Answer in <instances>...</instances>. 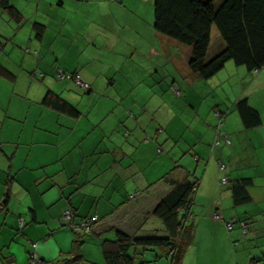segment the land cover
Returning a JSON list of instances; mask_svg holds the SVG:
<instances>
[{
	"label": "crops",
	"instance_id": "crops-1",
	"mask_svg": "<svg viewBox=\"0 0 264 264\" xmlns=\"http://www.w3.org/2000/svg\"><path fill=\"white\" fill-rule=\"evenodd\" d=\"M112 2L10 0L24 17L18 24L0 9V65L15 75L0 74V264H25L34 241L43 260L72 264L65 259L77 239L83 258L74 264H103L102 242L116 230L168 235L153 210L185 180L198 183V244L183 264L192 248V264H264V68L229 61L205 80L189 66L192 47L158 32L155 18L109 23L103 7ZM132 3L144 10L151 0ZM86 17L94 27L78 22ZM36 23L44 25L40 36ZM214 28L207 60L226 46ZM57 69L79 72L91 88L59 80ZM235 78L250 81L239 94L225 87ZM48 91L81 115L44 104ZM241 98L260 112L261 126L244 128ZM244 177L253 179V200L235 206L229 185ZM67 208L77 220L100 221L78 236L63 224ZM231 218L249 224V244L234 243L245 237L238 226L228 231Z\"/></svg>",
	"mask_w": 264,
	"mask_h": 264
},
{
	"label": "trees",
	"instance_id": "trees-1",
	"mask_svg": "<svg viewBox=\"0 0 264 264\" xmlns=\"http://www.w3.org/2000/svg\"><path fill=\"white\" fill-rule=\"evenodd\" d=\"M0 9L17 23L23 22L22 13L10 3V0H0ZM154 10V27L158 32L192 47L189 66L201 78L211 79L224 69L229 61H233L238 66H245L250 72H258L264 68V0H155ZM35 26L40 36L44 25L36 23ZM213 27L218 28L226 46L211 60H207ZM73 73H77V71ZM0 74L8 78L15 76L2 65H0ZM42 75L44 76V74ZM90 88L82 89L88 91ZM44 104L73 117L81 115L76 105L52 91L47 92ZM236 111L245 129H253L262 125L260 112L249 103L247 98H241L236 102ZM215 143L219 144L218 139ZM219 166L223 169L222 167L225 168L226 164L221 162ZM224 178H222V183ZM252 185L251 177L231 181L229 189L235 206L252 202L253 198L250 193ZM197 186V181L174 182L172 190L154 208L153 214L165 224L168 235L131 236L122 230H116L115 239H107L102 242L103 264H137L136 257L131 254L133 248H142L144 251L158 249L163 256L171 260L170 264H182L186 249L195 242V224H186L189 226L188 228L184 224L192 213ZM10 194L9 187L5 193V202ZM137 194L138 192H135L133 197ZM70 209L73 213V220L71 222L64 221L62 215V221L78 236L92 231L100 221L98 214L77 220L75 210ZM215 218H221V215L216 213ZM230 221H233L232 228L228 227ZM84 223L89 224L88 229H75ZM20 224L23 228L24 221H21ZM248 225L246 220L236 218H231L226 222L228 231H234L238 226L244 237L249 232ZM185 235H187V242L184 241ZM243 239H236L234 243L239 244ZM82 243L83 241L80 239L75 240L70 253L72 256L70 259H65L66 263L74 264L83 258ZM35 245L38 246V243L32 242L33 249L29 252L25 264H28L32 260L34 252H37ZM38 257L40 264H60L62 262V260L47 262L39 254ZM261 257L263 259L264 256ZM4 259L7 260L8 257L5 256ZM259 260L261 259H256L257 262Z\"/></svg>",
	"mask_w": 264,
	"mask_h": 264
},
{
	"label": "rangeland",
	"instance_id": "rangeland-1",
	"mask_svg": "<svg viewBox=\"0 0 264 264\" xmlns=\"http://www.w3.org/2000/svg\"><path fill=\"white\" fill-rule=\"evenodd\" d=\"M114 1L115 2H112L111 4L103 7L105 12L107 13L108 21L111 24H115L117 22L135 23V21H137V19H139V17H141L140 21H143V23H146V21H149V18H155V13H154L155 12V10H154L155 1L154 0H151V5L150 6L148 5V7L146 5H144V10H139L138 5L136 3H132V0H125V3H123L122 0H114ZM12 21L16 22L14 20H12ZM78 22H80L82 25H85L86 27H90V26L94 27L95 24L97 23L95 18H90V17L80 18V19H78ZM93 23H95V24H93ZM214 29H215V31L217 29V31L219 32L217 27H215ZM215 31H214V33H215ZM219 37H221L220 34H219ZM73 54H74V52H72L71 55H69L68 57H72ZM143 61L145 62L146 58H143ZM242 67H245V66H242ZM245 68H243V69H245ZM254 75H256V74H253V76ZM229 83L225 84L226 88L228 86V91H230V85H232V92L239 94V93H241L243 86L247 85V84L249 85L250 81H246L243 85L241 83V79L235 78L234 82L231 80V82H229ZM194 205H195V201H193L192 209H191L192 213L190 214L189 219L185 222V224H184L185 226H186V224H193V225L195 224L194 219L197 216V213H196V209L193 210ZM195 207L197 208L198 206H195ZM186 227L188 228L189 226H186ZM184 241L185 242L188 241L187 235L184 236ZM244 242L249 244L250 241L246 242V237H245L241 243H244ZM196 243L198 244V242H196ZM196 243L190 244V246L186 249L185 254L188 252V250L191 246L196 248V245H197ZM194 250L195 249L192 248L189 251L187 262L184 264H192L193 263V261L195 259ZM131 254L136 257V263L137 264H170V261H171L166 256H163L162 253L160 252V250H158V249H149V250L144 251L142 248H133L131 250ZM185 254H184V256H185ZM262 255H263V253L260 252L259 256H262ZM184 256H183V258H184ZM255 256H258V255L255 254ZM182 264H183V259H182Z\"/></svg>",
	"mask_w": 264,
	"mask_h": 264
},
{
	"label": "built area",
	"instance_id": "built-area-1",
	"mask_svg": "<svg viewBox=\"0 0 264 264\" xmlns=\"http://www.w3.org/2000/svg\"><path fill=\"white\" fill-rule=\"evenodd\" d=\"M56 77L58 79H60V80H65V79L74 80L76 82V84L78 86H80L81 88H83V89L90 88V85L88 83H86L82 79L80 73H78V72L77 73H66L62 69H57V71H56ZM174 90L176 91L177 94H180V90L175 89V88H174ZM229 143H231L230 140H229ZM159 151H161V149H159ZM222 168H224V166ZM223 180H224V182L227 181L226 178H224ZM216 216L218 217L219 215H216ZM63 219H64V221H67V222H71L73 220V213H72V210L70 208L66 209L63 212ZM93 220L95 221L96 220V217ZM228 227L229 228H232L233 227V221H230L228 223ZM243 227L245 228L244 225H243ZM80 228H82V229H88L89 228V224L84 223V224H82V226L75 227V229H77V230H79ZM36 248H37V246H36ZM28 264H40L39 257H38V254H37L36 251L32 255V260Z\"/></svg>",
	"mask_w": 264,
	"mask_h": 264
}]
</instances>
